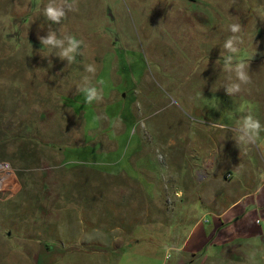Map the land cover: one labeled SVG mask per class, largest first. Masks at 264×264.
Here are the masks:
<instances>
[{
    "label": "rangeland",
    "instance_id": "374dc122",
    "mask_svg": "<svg viewBox=\"0 0 264 264\" xmlns=\"http://www.w3.org/2000/svg\"><path fill=\"white\" fill-rule=\"evenodd\" d=\"M47 3L0 0V264H37L42 248L75 264L91 227L140 241L114 264H139L152 241L150 264H164L172 235L203 208L224 209L221 195L264 177V146L206 127L251 108L264 129V0H75L60 24L43 15ZM232 23L251 83L235 108L217 100L211 121L202 102L232 82ZM49 30L84 42L73 62L40 44ZM91 86L102 99L88 104ZM207 165L215 174L202 181Z\"/></svg>",
    "mask_w": 264,
    "mask_h": 264
},
{
    "label": "crops",
    "instance_id": "0c3cea01",
    "mask_svg": "<svg viewBox=\"0 0 264 264\" xmlns=\"http://www.w3.org/2000/svg\"><path fill=\"white\" fill-rule=\"evenodd\" d=\"M224 86L219 87L217 84L215 89H220V91L213 92L212 98H207L206 101L202 102L205 109L198 106V108H202L201 111L204 112L202 114L210 116L207 114L208 111L218 113L219 104L216 101H221V98L223 100L229 98L231 106L235 108L241 96H239V93L228 96ZM210 117L211 121L215 120L212 118L213 116ZM209 125L206 127L216 128L214 132L217 130L222 131L220 128H223L233 133L229 136H233L231 143L235 142L233 138L238 135V127L235 121L232 122L230 127L227 124L216 122H211ZM249 143L257 149L259 148L260 151L264 146V138H257L254 143ZM212 165H214L213 161ZM206 169L207 176L201 177L202 181L211 179L215 174L213 166L207 165ZM228 175L231 177L234 173H228ZM259 180L256 181V185L252 190H246L245 188L238 197L233 194L232 196L229 194L221 195V200L223 202L227 201V207L218 210L203 208L202 212L198 213L199 216H197L195 222L184 232V235H172V244L167 246V249L171 251L170 256H166L167 262H164V264H264V179ZM226 181L232 182L230 179ZM98 229L96 227L89 229V231L96 232V235L90 233L89 240L82 245L84 250H77V252H82L80 255H83L84 258L78 259L75 256L72 258L75 260V264H114L113 260L128 253L126 249L129 247L140 248L141 243L138 240H126L122 237L106 240L108 234L115 236L121 234L120 229L117 227L111 230L106 229V227L104 229L98 227ZM100 230H102V233L97 236V232ZM156 243L158 242L147 243V247L152 248L154 252H149L147 256L142 257V261L138 257L139 264H150V257L155 253ZM157 246H159V243ZM38 247L41 248V244ZM42 249V255L36 258L37 264H65L66 259L61 258L63 254L60 252L48 248ZM133 252L137 256L136 251ZM253 253L254 259H249ZM131 254L133 253H129V255ZM93 255H98V257ZM255 261H259V263Z\"/></svg>",
    "mask_w": 264,
    "mask_h": 264
},
{
    "label": "clouds",
    "instance_id": "9594fccd",
    "mask_svg": "<svg viewBox=\"0 0 264 264\" xmlns=\"http://www.w3.org/2000/svg\"><path fill=\"white\" fill-rule=\"evenodd\" d=\"M75 8V0L69 2V0H48V3L43 8V15L52 24H60L62 19L66 18L67 11H73ZM229 31L233 34L224 43L223 48L227 50L229 55L224 56L223 71L228 73V79L232 82L225 85V91L228 96L234 95L241 91L242 85H248L251 83V77L248 72L249 65L241 58H239V44L242 43V39L239 36L241 32V25L239 23H232L229 25ZM65 40L67 46H64ZM40 44L50 49H60L57 52V56L60 59H67L69 63L75 60L74 53L81 48L83 41L77 39L73 35H65L64 39L57 37L55 31L49 30L46 37H39ZM86 72L95 73L96 69L93 65L86 66ZM103 84V81H100ZM101 90L98 91L97 87L91 86L84 90L85 102L91 104L93 101H99L102 99ZM241 111H244L242 107ZM251 108H248V114L243 116L240 121L237 122L238 127V142H251L254 143L259 137L262 130L260 121L251 114ZM264 179V177H261ZM170 252V250H167ZM254 259V253L249 257Z\"/></svg>",
    "mask_w": 264,
    "mask_h": 264
},
{
    "label": "built area",
    "instance_id": "2783aa9c",
    "mask_svg": "<svg viewBox=\"0 0 264 264\" xmlns=\"http://www.w3.org/2000/svg\"><path fill=\"white\" fill-rule=\"evenodd\" d=\"M228 177H229V175H228Z\"/></svg>",
    "mask_w": 264,
    "mask_h": 264
}]
</instances>
